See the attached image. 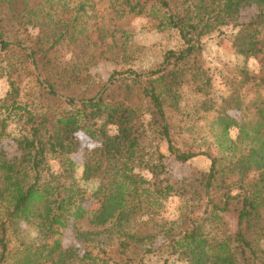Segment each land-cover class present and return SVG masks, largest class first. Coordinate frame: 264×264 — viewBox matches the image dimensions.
Returning a JSON list of instances; mask_svg holds the SVG:
<instances>
[{
  "label": "trees",
  "instance_id": "16d2710c",
  "mask_svg": "<svg viewBox=\"0 0 264 264\" xmlns=\"http://www.w3.org/2000/svg\"><path fill=\"white\" fill-rule=\"evenodd\" d=\"M35 1L0 0V53L6 55L18 50L21 60L28 64L27 73L33 76L41 90L40 106H44L49 113L58 108L63 116L55 120L46 113L35 115L22 109L20 118H24L27 131L15 140L19 155L9 157L0 150V264H71L76 258L70 260L71 249L63 250L60 240H53L51 245L31 242L10 253L9 234L17 233L22 225L34 223L37 234L46 240L60 236L62 230L77 231L76 223L87 215H90L89 224L94 227H103L112 221L121 225L142 210L144 195L146 199H152L154 205H160V199L172 192L182 194L178 193V182L160 179L165 171L162 164L164 155L157 151L156 162L142 165L141 139L145 130L142 118L149 116L146 125L165 141L169 154L176 162L186 163L195 158L197 154L191 150L180 151L175 147L168 116L170 109L178 106V92L187 77L185 66L190 58L200 54L204 36L215 31L220 33L221 27L232 25L238 28L233 42L237 54L258 59L264 70V0H124L126 7L138 15H147L151 10L158 9L160 24L177 32L183 48L165 53L161 66L156 69L142 73L131 70L114 72L106 83L109 86H98L88 75L81 77L86 74L85 69H80L84 59L78 67L61 68L51 55L57 46L66 42L75 43L82 38L85 22L79 14L86 13V5L81 4L74 16L68 11L67 18L54 22L51 14L54 15V9L56 12L58 7L53 1ZM247 6H255L257 11L250 21L240 23V10ZM39 17L51 24L41 26L43 33L44 28L51 29L49 37L36 38L35 47H25L19 39L12 38L21 31L22 20L35 23L39 22ZM79 21L82 25L77 28ZM14 26L17 32L10 36L6 29ZM45 31L48 34V30ZM122 47H126V42L122 43ZM31 66L35 67L36 75ZM196 71L192 77L194 83L203 78L201 69ZM8 82L11 93L7 98L14 103L18 90L14 81ZM261 82L264 84V78ZM201 90L202 86L199 87ZM262 103V106L256 107L260 119L250 130L239 129V134L255 146L244 150L236 162L242 180L251 170L260 173L259 180L249 189H244L242 181L239 182L242 191L231 195L233 184L223 177L218 181L217 159L206 155L211 161L209 171L193 177L186 185L187 191H183L199 201L204 199V209H210L209 219L212 221L217 220L220 214L229 213L236 220L232 236L213 243L204 233L203 222L194 223V219H190L192 226L181 229L177 233L179 239L174 241L177 249L182 248L179 256L189 264H264ZM15 109L19 110V105ZM222 114L219 117L221 135L227 140L229 130L237 125L224 115L225 111ZM0 125L1 139L4 136V121ZM111 129L113 133H110ZM79 131L98 143L86 153L82 163L83 180L96 179L99 182L90 197L73 184L63 183V178L75 166L70 156L76 150L75 134ZM230 146L237 149L235 141H230ZM51 161L65 164L62 174L50 171L48 164ZM137 164L151 175L152 191L150 184L135 173V169L140 167ZM215 194L218 195L216 200ZM91 200L96 201L97 206L87 210L85 205ZM76 233L77 239L84 241L80 233ZM117 234L124 236L120 232ZM127 238L131 240L133 236ZM122 242L119 247L124 249L127 243ZM87 260H91L89 254L83 255L77 263Z\"/></svg>",
  "mask_w": 264,
  "mask_h": 264
},
{
  "label": "rangeland",
  "instance_id": "374dc122",
  "mask_svg": "<svg viewBox=\"0 0 264 264\" xmlns=\"http://www.w3.org/2000/svg\"><path fill=\"white\" fill-rule=\"evenodd\" d=\"M52 1L55 7H58L56 12L54 9L55 14H51L54 16V22L59 18H67L68 11L74 16L75 10L81 4L86 5V13L79 14L80 19L85 22L82 38L75 43L66 42L57 46L51 55L61 68L64 66L73 68V65L78 67L84 59L83 65L80 66L82 68H79L85 69L86 74H82L81 77L88 75L91 80L98 83V86L104 84L109 86L106 83L114 72L131 70L142 73L156 69L161 66L165 53L177 52L183 48L177 32L160 24L158 9L151 10L147 15H138L126 7L124 0ZM35 2L44 3L43 0ZM63 10L64 14H62ZM256 11L255 6L244 7L240 10L238 21L240 23L250 21ZM38 21L26 23V19L22 20L23 29L21 28V31L12 38L19 39L25 47H35L36 38L49 37L52 32L49 27L44 28V33L41 32V26L47 25L48 22L41 17ZM50 25L49 23L47 26ZM81 25L82 22L79 21L77 28ZM16 30L14 26L10 30L6 29V33L11 36L17 32ZM45 30H48V34ZM237 30L238 28L232 25L223 26L220 28V33L215 31L201 39L200 54L190 58L185 66L187 77L178 92L180 95L178 106L168 112L175 147L180 151L191 150L197 154L195 158L186 163L176 162L169 154L165 141L154 132L153 128L146 125L149 116L145 115L142 118L145 127L141 139L144 155L142 165L156 162L157 151L164 155L162 164L165 166V171L160 175V179L169 180L171 183L178 182L180 189L178 193L182 194L172 192L160 199V205H154L152 199H146L147 196L144 195L142 210L136 214V217H130L127 223L119 225L112 221L103 227H94L89 224L90 215H87L76 223L77 231L62 230L60 236L56 235L46 240L37 234L34 223L22 225L17 233L9 234L10 253L11 250L15 251L18 247L31 242L38 244L47 242L51 245L53 240L57 239L60 240V247L63 250L71 249L70 260L76 258L71 264H78L77 261L85 254H89L91 260L80 264L103 262L189 264L179 256L182 248L177 249L174 241L179 239L177 233L181 229L192 226L190 219H194V223L203 222L204 233L210 242L218 243L232 236L236 229V220L232 214H220L217 220L212 221L209 219L210 209H204V199L199 201L198 198H192L183 191L185 189L187 191L186 185L193 177L209 171L211 161L206 155L217 159L216 168L220 175L218 181L220 182L223 177L228 183L233 184L231 195L242 191L239 189V182L242 181L244 189H249L259 180L260 173L254 170L242 180L236 162L243 151L252 146L243 134H239V129L250 130L256 120L260 119L256 107L262 106L264 102V84L261 82L264 78V70L258 59L237 54L233 44ZM124 42H126L125 48L122 47ZM20 56L18 50L6 55L0 53V123L4 121V136L0 139V150L9 157L19 155L15 140L25 135L27 131L24 118H20L24 111L22 109L35 115L46 113L55 120L63 116L58 108L53 110V113H49L45 111L44 106H40L41 90L36 86L33 76L27 73L28 64L25 65ZM198 68L201 69L200 74L203 78L194 83L192 77L196 75ZM31 71L36 75L34 66H31ZM8 81H14V86L18 90L14 103L7 98L11 93ZM201 86L202 90L199 91ZM67 89L71 90V88ZM17 105L19 110L15 109ZM236 106L239 109H236ZM224 111V115L237 125L229 130V140L222 137V128L219 124V117ZM109 131L114 132L112 129ZM230 141H235L236 150L230 146ZM75 142L76 150L70 156L75 166L69 170L68 176L63 178V183L73 184L90 197L99 182L96 179L83 180L82 163L86 153L93 150L98 143L81 131L75 134ZM58 162L51 161L48 165L51 172L62 174L65 164ZM140 168L141 166L136 168L135 173L141 175L151 186L153 184L151 175ZM147 183L144 184L145 188L148 186ZM162 185L164 187L165 183ZM152 189L151 186L150 191ZM217 196L215 194V200ZM96 206V201L91 200L85 208L90 210ZM76 232L80 233L84 241L77 239ZM117 232L124 236H118ZM127 236H133V239L130 240ZM121 241L127 243L124 249L119 247Z\"/></svg>",
  "mask_w": 264,
  "mask_h": 264
}]
</instances>
